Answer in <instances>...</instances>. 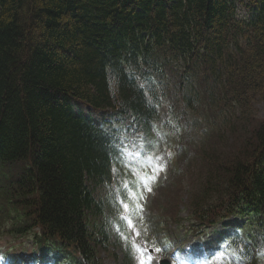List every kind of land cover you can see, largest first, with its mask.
Here are the masks:
<instances>
[{"label":"trees","instance_id":"trees-1","mask_svg":"<svg viewBox=\"0 0 264 264\" xmlns=\"http://www.w3.org/2000/svg\"><path fill=\"white\" fill-rule=\"evenodd\" d=\"M160 97L208 122L199 154L177 159L199 177L171 221L234 226L221 264L262 262L264 0H0V238L32 243L0 246L8 264H135L112 251L109 188L128 134L153 138Z\"/></svg>","mask_w":264,"mask_h":264},{"label":"rangeland","instance_id":"rangeland-1","mask_svg":"<svg viewBox=\"0 0 264 264\" xmlns=\"http://www.w3.org/2000/svg\"><path fill=\"white\" fill-rule=\"evenodd\" d=\"M173 63L175 64L174 61ZM159 101V119L152 128L153 138H148L141 132H130L128 138L120 145V157L124 163V170L129 175L122 173L109 188V197L116 203L114 207L118 217L115 222L113 219L110 221L111 228L118 227L113 233L115 239L117 237L113 242L118 248L113 249L110 246V250L113 249L112 251L122 257L123 252L129 249L135 264H159L162 259L166 260L167 264H221L231 260L232 256L225 250L226 244L222 242L229 240V235L235 231L234 226L224 229L219 225H216L215 229L204 228L200 239H192L196 235L192 237V234H183L185 221L180 222V224L184 223L182 226L171 221L173 213L178 212L180 218L187 216V200L184 192L186 188L183 186L196 182V178L199 177L198 161L192 163V168L188 163L185 164L188 168H183L177 159L179 155L189 159L192 154H199V144L206 141L207 132L203 127L208 122L205 123L202 118H195L197 112L190 113L182 107L183 105L171 110L167 99L160 97ZM252 111L255 117L264 118V102H255ZM217 128L219 130L220 124H217ZM242 130L241 127L240 131ZM159 135L163 136L164 141ZM227 135V131L225 134H219L222 139L221 145L224 147L226 144H231L227 141ZM167 138L170 139L169 143ZM233 147L238 149V143ZM180 167L179 174L175 169ZM166 169H170L168 176L164 174ZM181 188L183 191L179 197L177 194ZM122 189L124 198L119 194V190ZM176 196L179 198L177 203H175ZM237 220L244 222V218L233 216L229 218L230 222ZM121 223L122 226L119 225ZM245 231L247 228L241 229V235H244ZM182 236L186 237L182 239L180 253L175 256L177 247L174 241ZM10 239L1 237L0 245L11 254L27 255L31 252L30 239L23 238L21 242ZM197 241L201 246V254L191 251L187 253ZM101 256L103 264H118L113 256L106 252L101 253ZM0 264H7L5 256L0 259ZM260 264H264V259Z\"/></svg>","mask_w":264,"mask_h":264},{"label":"bare ground","instance_id":"bare-ground-1","mask_svg":"<svg viewBox=\"0 0 264 264\" xmlns=\"http://www.w3.org/2000/svg\"><path fill=\"white\" fill-rule=\"evenodd\" d=\"M127 66V65H126ZM81 106V105H80ZM84 106V105H83ZM79 109H81V108H79ZM82 111V110H81Z\"/></svg>","mask_w":264,"mask_h":264}]
</instances>
